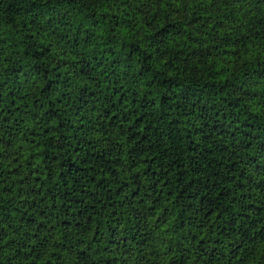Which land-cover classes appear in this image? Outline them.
<instances>
[{"label":"trees","instance_id":"1","mask_svg":"<svg viewBox=\"0 0 264 264\" xmlns=\"http://www.w3.org/2000/svg\"><path fill=\"white\" fill-rule=\"evenodd\" d=\"M0 264H264V0H0Z\"/></svg>","mask_w":264,"mask_h":264},{"label":"snow or ice","instance_id":"2","mask_svg":"<svg viewBox=\"0 0 264 264\" xmlns=\"http://www.w3.org/2000/svg\"><path fill=\"white\" fill-rule=\"evenodd\" d=\"M254 53L250 51V49H244L243 52H237V58L242 61H250L254 58Z\"/></svg>","mask_w":264,"mask_h":264}]
</instances>
